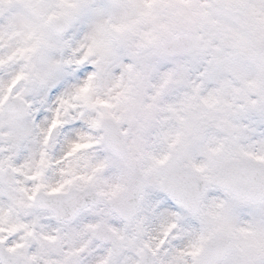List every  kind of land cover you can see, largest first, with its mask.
<instances>
[{
	"label": "snow or ice",
	"instance_id": "6c2138e0",
	"mask_svg": "<svg viewBox=\"0 0 264 264\" xmlns=\"http://www.w3.org/2000/svg\"><path fill=\"white\" fill-rule=\"evenodd\" d=\"M0 264H264V0H0Z\"/></svg>",
	"mask_w": 264,
	"mask_h": 264
}]
</instances>
